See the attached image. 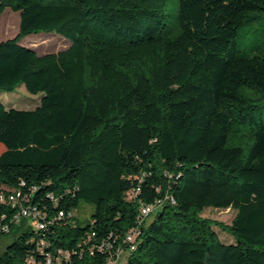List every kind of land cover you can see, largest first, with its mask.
I'll list each match as a JSON object with an SVG mask.
<instances>
[{
	"label": "trees",
	"instance_id": "obj_1",
	"mask_svg": "<svg viewBox=\"0 0 264 264\" xmlns=\"http://www.w3.org/2000/svg\"><path fill=\"white\" fill-rule=\"evenodd\" d=\"M7 9L20 26L0 41V93L40 98L0 99V238L19 233L0 264H264V51L238 41L264 0H0ZM41 32L68 46L39 54L24 40ZM25 207L34 217L14 220ZM211 207L237 211L222 228L233 242L201 216Z\"/></svg>",
	"mask_w": 264,
	"mask_h": 264
},
{
	"label": "rangeland",
	"instance_id": "obj_2",
	"mask_svg": "<svg viewBox=\"0 0 264 264\" xmlns=\"http://www.w3.org/2000/svg\"><path fill=\"white\" fill-rule=\"evenodd\" d=\"M167 13L170 15V20L174 19L177 14V10L174 9L173 4L170 2L167 6ZM20 15L17 12H13L10 9L0 12V40L15 37L19 32ZM69 41L65 37L50 32H41L38 34L29 35L25 38L24 43L33 47L39 54H45L49 52H57L68 46V43L63 44L62 41ZM239 48L241 51L250 53L253 51H264V15H258L254 21L245 25L240 29L239 33ZM40 98V95L30 94L24 85H21L13 92H1L0 99L6 106H13L18 109H32L35 102ZM94 207L81 203L78 209L80 219L86 223L91 220V214ZM237 211L234 209H219L208 208L202 213L203 218H207L216 222L215 227L220 239L223 242H233V237L222 230L223 227L231 225L236 216ZM155 213L148 218V223L155 218ZM31 228L34 229V226ZM19 236L18 232L5 235L0 238V253H2L7 245L15 241ZM127 254H123L119 258L116 264H126Z\"/></svg>",
	"mask_w": 264,
	"mask_h": 264
},
{
	"label": "built area",
	"instance_id": "obj_3",
	"mask_svg": "<svg viewBox=\"0 0 264 264\" xmlns=\"http://www.w3.org/2000/svg\"><path fill=\"white\" fill-rule=\"evenodd\" d=\"M18 196H20V194H18ZM1 201H6V198H1ZM9 201L13 204V206L15 207L17 202H16V197L14 195H11L9 196ZM154 208L153 207H145L142 211V213L144 215H149L151 212H153ZM63 215V214H61ZM25 217H28V218H31V217H34V213L31 209L25 207V208H22V210L14 217V220H16L17 222L20 221L22 218H25ZM38 227L41 228V229H44L45 228V224L43 223H39L38 224ZM128 240L129 241H133L134 240V231H132L129 235H128ZM44 245V243H43ZM131 249H134V244L131 245ZM53 261L52 259L50 258L47 262V264H52ZM117 261L115 259H110L108 261V264H116Z\"/></svg>",
	"mask_w": 264,
	"mask_h": 264
},
{
	"label": "crops",
	"instance_id": "obj_4",
	"mask_svg": "<svg viewBox=\"0 0 264 264\" xmlns=\"http://www.w3.org/2000/svg\"><path fill=\"white\" fill-rule=\"evenodd\" d=\"M20 26V25H19ZM13 38V37H12ZM7 39H10V38H7ZM4 40H6V39H4ZM0 41H2V40H0Z\"/></svg>",
	"mask_w": 264,
	"mask_h": 264
}]
</instances>
